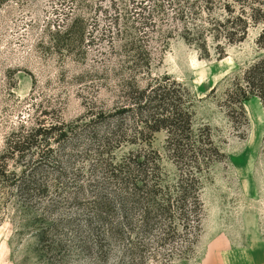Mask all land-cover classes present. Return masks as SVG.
I'll return each mask as SVG.
<instances>
[{
  "label": "rangeland",
  "instance_id": "obj_1",
  "mask_svg": "<svg viewBox=\"0 0 264 264\" xmlns=\"http://www.w3.org/2000/svg\"><path fill=\"white\" fill-rule=\"evenodd\" d=\"M196 1L203 6L204 1ZM136 2L118 0L117 5L129 15L124 21L130 14L136 17L134 27L153 21L146 38L141 35L143 28L124 26L148 41L151 69L148 74L135 73L139 85L165 74L181 83L189 91L182 100L192 111V132L209 133L222 153L197 172L200 230L191 251L175 263L264 264V109L257 96H249L242 102L243 123L240 111L225 100L226 91L244 69L264 54V46L256 43L264 21H251L241 41L230 43L207 34L205 52L183 41L177 30L180 19L222 21L228 15L227 5L230 20L237 23L238 2L209 0L207 8L190 12L179 0L171 6L168 0H142L144 17L134 14L142 11ZM155 5L161 6L159 11H153ZM250 5L259 10L246 5L244 15L264 14V4L254 0ZM107 14H112L107 0H0V165L5 168L0 178V264H153L160 260H152L148 236L136 241L143 246L142 256H131L128 242L111 238L106 226L94 218L95 195L113 189L107 184L102 160L111 157L116 162L130 151L153 150L168 180L177 173L164 148V129L153 133L150 146L145 141L102 145L98 138L112 125L111 118L107 122L105 118L114 111L122 90L117 77L131 76L128 70H116L113 53L119 50L118 41L110 47L98 39L108 26ZM74 19L85 31V54L49 48L48 36L56 23L65 26ZM91 38L93 43L88 45ZM90 108L102 112L99 120L89 121ZM60 121L70 129L65 139L39 135L37 143L42 144L37 148L22 154L7 149L12 133L27 131L39 122L48 127ZM122 121L130 133V118ZM92 133L97 137L92 139ZM18 180L28 184V190L14 186ZM41 228L61 246L43 248L36 243L34 233Z\"/></svg>",
  "mask_w": 264,
  "mask_h": 264
},
{
  "label": "trees",
  "instance_id": "obj_2",
  "mask_svg": "<svg viewBox=\"0 0 264 264\" xmlns=\"http://www.w3.org/2000/svg\"><path fill=\"white\" fill-rule=\"evenodd\" d=\"M117 1L107 0L112 14L105 16L109 23L98 39L105 40L110 47H114L115 41H118L119 50L113 53V58L117 62L116 70L120 73L128 70L131 76L127 79L117 77V83L122 87L118 94L119 100L114 111L106 118L104 116L105 122L111 118L112 125L108 126L98 138L102 145L108 142L119 145L122 142L145 141L150 146L153 133L164 129L166 131L164 148L168 157L176 165L177 173L173 180H168L167 174L161 167L160 156L153 150L149 153L130 151L116 162H113L111 157L102 160L107 184L112 185L113 189L95 195L94 218L98 223L106 226L111 238L128 242L127 251L131 256L134 254L142 256L143 246L138 247L136 241L141 236H148L153 245L149 253L152 260L160 258L153 264H176L177 259L184 258L191 251L200 230L201 183L197 172L202 165L207 167L222 153L211 140L209 133L197 135L192 132L190 127L192 111L182 100V96L187 95L189 91L181 83L170 79L165 74L155 78L154 81L151 78L144 86L139 85L137 77L134 76L135 73L148 74L151 69L152 59L148 50V41L143 39L147 37L148 24H153V21L150 23L147 20L141 21L139 22L141 27H134L136 17L130 14L129 20L127 18L124 21L123 18L129 15L121 13ZM202 1H204L203 6L198 5L196 0H179L181 6L192 10L190 12H197V8L201 11L204 7L207 8L209 0ZM231 1L240 4V12L235 17L237 23L230 20L231 10L227 5L226 15H228L222 21L206 20L202 23H186L181 18L177 30L179 29V35L183 41L190 45L194 44L206 52L205 36L207 34H210L212 39L222 37L230 43L241 41L251 21L255 23L264 21L263 13L260 17L243 13L245 6H249L254 0ZM255 1L264 4V0ZM134 2L137 7H142V11H134V14L138 12L139 17H144L141 15L145 9V6H141L142 0H130V3ZM176 2L178 0H168L167 3L171 6ZM250 6L249 8H253ZM155 7L153 11H159L161 6L155 5ZM253 9L259 10L255 7ZM124 26L138 31L143 28L141 35L144 38L136 37ZM168 33L166 36L170 37V31ZM93 39L86 43L91 45ZM84 40L85 31L78 27L74 19L65 26L56 23L53 33L48 36V47L56 52L64 51L72 55L79 52L85 54ZM256 43L260 47L264 46V28L258 34ZM251 95L258 97L264 109V54L244 69L241 77L237 78L233 86L226 91L225 100L232 109L240 111L243 123L246 122V117L242 102ZM86 116L89 117V121H95V118L99 120L102 112L90 108ZM129 118L131 132L126 133L122 119ZM69 130L61 121L48 127L39 122L27 131L12 133L7 138L6 147L11 153L16 151L22 154L25 150L32 149V146L37 148L39 144H42L37 143V136L40 135V138L44 139L46 134H54V140L60 141L69 135ZM96 137V133L91 134L92 139ZM99 153L102 154L103 150ZM4 171V165L1 163L0 178L5 176ZM13 183L14 186H22L23 190L29 188L28 184H24L22 180ZM89 225L90 222L86 221V227L90 229ZM34 240L43 248L61 246L59 240L53 242L52 239L47 238L44 228L34 233ZM176 242L181 244L174 246ZM165 248H169V251H163Z\"/></svg>",
  "mask_w": 264,
  "mask_h": 264
}]
</instances>
